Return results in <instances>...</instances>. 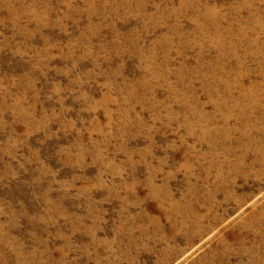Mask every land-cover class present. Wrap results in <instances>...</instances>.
Instances as JSON below:
<instances>
[{"label":"rangeland","instance_id":"374dc122","mask_svg":"<svg viewBox=\"0 0 264 264\" xmlns=\"http://www.w3.org/2000/svg\"><path fill=\"white\" fill-rule=\"evenodd\" d=\"M0 264H264V0H0Z\"/></svg>","mask_w":264,"mask_h":264}]
</instances>
